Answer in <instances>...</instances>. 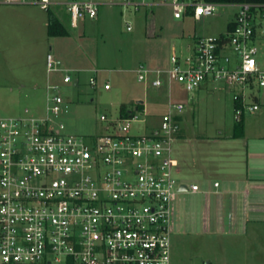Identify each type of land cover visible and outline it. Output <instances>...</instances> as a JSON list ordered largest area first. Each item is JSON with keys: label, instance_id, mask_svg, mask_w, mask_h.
Wrapping results in <instances>:
<instances>
[{"label": "built area", "instance_id": "1", "mask_svg": "<svg viewBox=\"0 0 264 264\" xmlns=\"http://www.w3.org/2000/svg\"><path fill=\"white\" fill-rule=\"evenodd\" d=\"M5 2L34 3L45 10L51 6V0ZM122 2L140 10L141 4L133 0ZM219 5L170 1L176 19L214 15ZM233 5L238 10L232 28L197 38L185 59L173 52L168 68L141 63L138 80L147 88L177 81L188 92L208 80L225 82L237 88L235 119L256 113L261 108L256 91L264 89V65L257 58L264 4ZM66 6L75 28L82 18L99 13L93 1ZM127 29L132 30L130 22ZM46 65L48 75L63 73L64 83L73 81L72 69L53 53H48ZM90 83L96 86L97 77ZM104 87L110 89V82ZM167 100L165 112L149 114L158 123L142 133H134L133 125L146 119L119 110L117 117L100 116L105 126L99 134H67L59 119L68 104L59 83L49 76L44 114L0 116V264H171L180 186L187 183L192 193L200 186L186 181L187 173L174 155L186 105L170 94ZM135 105L146 114L145 100Z\"/></svg>", "mask_w": 264, "mask_h": 264}, {"label": "rangeland", "instance_id": "2", "mask_svg": "<svg viewBox=\"0 0 264 264\" xmlns=\"http://www.w3.org/2000/svg\"><path fill=\"white\" fill-rule=\"evenodd\" d=\"M86 1L96 2L99 13L96 18H82L77 28L71 26L65 3L55 7L72 42L63 45L60 55L64 56V59L60 57L62 60L56 56L55 49L51 52L55 53L62 66L72 69V82L64 83L63 73L48 75L46 57L52 38L47 32L36 37L30 57L27 56L29 59L23 57V48L11 47L10 44L0 51V116L44 114L50 76L52 82L59 83L68 104V111L59 119L60 123H64L67 134L88 137L101 133L105 123L100 120V116H119L123 104L127 110L136 112L140 119H146L133 125L134 133H142L146 126L158 123V119L153 121L154 118L149 114L165 112L164 98L169 94L173 100L186 105L181 125L190 138H207V132L212 134L218 129L227 131L236 126L234 94L237 88L234 85L208 80L196 91L188 92L181 83L173 81L171 85L147 88L145 82L138 80L136 72L141 63L152 68H168L173 52L185 59L193 52L197 38L225 33L237 13L236 6L221 4L214 15L200 19L191 16L176 19L170 7L171 0H160V4L151 6L147 3L153 0H133V3L141 4L138 11L134 5H125L122 0ZM128 22L132 30L127 29ZM257 45L260 50L257 58L264 65V37L258 39ZM73 47L80 50L74 52L77 55L71 58ZM92 77H97L96 86L90 83ZM77 80L79 85H75ZM107 81L111 84L110 89L104 87ZM256 93L264 102V89ZM153 96H160L164 100H150ZM193 98L194 103L191 102ZM141 100L146 101V114L137 111L135 104ZM257 113L247 114L246 119L253 121ZM179 145V141L174 144L176 157ZM186 181L190 184L194 180L188 177ZM206 208V194L179 193L171 235V264L228 262L220 259L216 238L207 234L204 226ZM259 263L264 264V260Z\"/></svg>", "mask_w": 264, "mask_h": 264}, {"label": "crops", "instance_id": "3", "mask_svg": "<svg viewBox=\"0 0 264 264\" xmlns=\"http://www.w3.org/2000/svg\"><path fill=\"white\" fill-rule=\"evenodd\" d=\"M71 1L86 0H51L50 10L63 24L55 7ZM155 4H160V0L147 3L149 6ZM45 11L48 12L34 3H7L0 0V51H4L5 45L10 44L11 47L23 48L21 50L26 53L23 57H30L36 37L45 32L48 34V14ZM186 16L189 15L183 17ZM50 37L52 45L48 53L55 49L56 56L60 60L64 59L60 55L63 45L72 42L70 33L68 36ZM78 50V47L71 49V58L77 55L74 52ZM78 84L79 80L75 82V85ZM153 97L155 102L163 99L160 96ZM164 99L167 103V97ZM256 101L261 108L253 121L245 117L241 136H235L234 126L227 131L218 129L212 134L207 132V138H190L182 125L177 139L180 142L177 158L187 176L192 177L193 182L200 186L198 193L185 192L207 195L204 226L207 234L216 238L220 259L228 261L220 264H260V260H264V102L259 95ZM191 102L194 103L195 99ZM216 182H219V186H215Z\"/></svg>", "mask_w": 264, "mask_h": 264}, {"label": "trees", "instance_id": "4", "mask_svg": "<svg viewBox=\"0 0 264 264\" xmlns=\"http://www.w3.org/2000/svg\"><path fill=\"white\" fill-rule=\"evenodd\" d=\"M207 2L218 3V4H237L243 2L249 3H262L264 4V0H205ZM48 11V34L50 36H68L69 31L66 26L61 22V20L57 17V15L50 10ZM233 23L230 22L228 24V29L232 28ZM235 107H239L238 102L235 103ZM120 112L123 114L127 113V107L125 104L120 106ZM246 115H241V118L237 121L235 126V136H241L243 134L244 128V119Z\"/></svg>", "mask_w": 264, "mask_h": 264}, {"label": "water", "instance_id": "5", "mask_svg": "<svg viewBox=\"0 0 264 264\" xmlns=\"http://www.w3.org/2000/svg\"><path fill=\"white\" fill-rule=\"evenodd\" d=\"M180 191H181V192L189 191V186H188V184H187V183H183V184H181V186H180Z\"/></svg>", "mask_w": 264, "mask_h": 264}]
</instances>
